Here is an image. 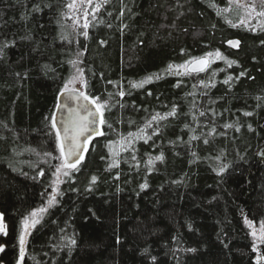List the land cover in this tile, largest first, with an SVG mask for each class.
Returning a JSON list of instances; mask_svg holds the SVG:
<instances>
[{"label": "trees", "instance_id": "obj_1", "mask_svg": "<svg viewBox=\"0 0 264 264\" xmlns=\"http://www.w3.org/2000/svg\"><path fill=\"white\" fill-rule=\"evenodd\" d=\"M227 7V0H0V47L8 45L0 52V264H257L264 1L256 24H242ZM208 53L201 73L176 67ZM77 68L83 83L70 82ZM64 90L99 98L103 135L78 171L63 176L20 261L23 222L44 202L62 160L52 125ZM114 160L119 166L109 168Z\"/></svg>", "mask_w": 264, "mask_h": 264}, {"label": "snow or ice", "instance_id": "obj_2", "mask_svg": "<svg viewBox=\"0 0 264 264\" xmlns=\"http://www.w3.org/2000/svg\"><path fill=\"white\" fill-rule=\"evenodd\" d=\"M38 10V9H37ZM227 10V9H225ZM261 15H264V13H261ZM85 27H87V25H85ZM85 36H87V33H84ZM101 43H104L103 41H101ZM230 46L232 47H238L239 46V41H232L229 40L227 42ZM264 43V42H262ZM7 44H4L2 47H0V52L3 51V47H7ZM212 53H208L206 54L204 57H198V58H193L192 61H186L185 65H179L176 66L178 68H183L186 65H191L193 63L196 64H200L201 67H199L198 69H193V70H198V71H205L206 68L209 66V60L208 57L212 56ZM215 56L219 59L225 60V62L231 66L232 64L235 63V61L232 60H226V58L224 56H222V54L217 50L215 53ZM72 63L75 65V61H72ZM173 68L172 65H169L168 71H171ZM83 74V70L77 68V75H74L72 78V81L70 82H75L78 79H81ZM179 74V73H177ZM241 76L244 75L243 72H241L240 74ZM157 79H159L160 77L157 76ZM148 81H150L152 78L148 77L146 78ZM232 79V77H228L224 83L227 84L229 83V81ZM81 82L83 83V81L81 80ZM145 81H141L138 83H134L131 86L134 88L137 87H143ZM109 83H112L111 81H109ZM67 88V85L65 86ZM119 95L121 97L124 96V92L120 91ZM80 96H83V98L85 100H88L89 97L87 95H85L83 92L80 93ZM99 98H95L92 100L93 104H96V111L99 112L101 110L102 107H104V104H98L97 100ZM85 111L87 112V116H92L93 119L91 121H87V116L85 117H81L79 116V114H77V116L75 118H70L69 121L67 122L65 128H64V134H63V140H61V134L59 131H57L56 133V139L58 141V145H59V149H60V156L62 158V162L55 166V173L54 175H57V180L53 182V184L55 185V187H53V192L56 193L57 192V188L59 183H62L63 181L60 179V175L64 176V177H70L71 175V171L76 170L78 171L77 165L80 164V162L84 159L83 155H81V152L84 151V149L81 147V142H80V137L84 136L85 132H90L91 129H89L88 124H95V113L88 111L87 108H85ZM175 113V109H173L171 112H169L167 115L168 116H174ZM201 116L204 115L203 112L200 113ZM244 115L248 116L251 115V113H244ZM164 119L166 117H159V116H154L152 119L156 120V119ZM103 123V121H101ZM53 127H55V122H53ZM109 127H111L109 125ZM146 127H151V124H147ZM224 127L226 128H230L233 127V125L230 124H226ZM249 129L251 130V125H249ZM239 127L236 128V131H239ZM98 135H103V133H97ZM153 134H155V130L153 132ZM130 136H132L133 134H129ZM146 137V138H145ZM139 138L145 139V143H147V140L150 139V136H147V133L145 132L144 129H140V134H139ZM85 139H87V137H85ZM193 139H196V137H193ZM65 142H67V149L65 150ZM204 143H208L207 140L204 141ZM127 150V149H125ZM50 155V154H47ZM193 155H195V153H193ZM259 155L264 156V153H259ZM133 160L136 159L135 156L132 157ZM163 159V155H159L156 156L154 158H150L148 163L152 164L155 160H162ZM119 166V161L118 160H114L112 164L109 165V168L112 167H118ZM224 168L221 167L220 168V172H223ZM44 173L41 172L40 175H43ZM92 182L95 183L96 182V177L93 176L92 177ZM147 187L146 184L141 185V188H145ZM48 207H52L55 203H56V195H52L51 198L48 200ZM47 211V208H40L37 210H34L30 216H31V220L29 222V218H25L23 224H24V230L21 232L20 234V261H23L24 259V244H25V236L28 232V229L30 227H35L36 224L39 223V215L41 213H44ZM246 222H248L246 220ZM250 223V222H248ZM4 226L2 223H0V232L4 231ZM253 236H256V233L253 232L252 233ZM259 241L261 243H264V226H261V233L259 236ZM71 244H75V240H71L70 241ZM0 251H3V246H0Z\"/></svg>", "mask_w": 264, "mask_h": 264}, {"label": "water", "instance_id": "obj_3", "mask_svg": "<svg viewBox=\"0 0 264 264\" xmlns=\"http://www.w3.org/2000/svg\"><path fill=\"white\" fill-rule=\"evenodd\" d=\"M199 67H201L200 64L193 63L191 65H187V71L192 74L203 72L193 70L198 69ZM80 93L81 91L75 90H64L59 93L53 114V122H55L54 128L56 133L59 131L61 134V140H63L64 128L70 118H75L77 114H79L81 117L87 116L85 108H87L88 111L95 113V124H88V127L91 129V131L85 132L84 136L80 137L81 147L84 149V151L81 152V155L84 157L89 143L96 137L100 136L97 133H102L103 123L101 121H103V113L101 110L99 112L96 111V104L92 103V98L87 95L89 99L85 100L83 96H80ZM92 119V116H87V121H91ZM85 137H87V139H85ZM66 149L67 142H65V150Z\"/></svg>", "mask_w": 264, "mask_h": 264}, {"label": "rangeland", "instance_id": "obj_4", "mask_svg": "<svg viewBox=\"0 0 264 264\" xmlns=\"http://www.w3.org/2000/svg\"><path fill=\"white\" fill-rule=\"evenodd\" d=\"M263 1L264 0H227L228 7H227V10H225V12H230V10H234V11L239 13V15H240L239 16V20H241L242 24H246V25H249L250 23L256 24V23H258L260 21V13H257L256 9H257V6H260ZM78 83H81V79H78ZM61 162H62V160L61 161L59 160L58 163L60 164ZM59 164H57V165H59ZM54 173H55V171H54ZM53 178H54V181H56L57 180V175H54ZM60 179L61 180L63 179L62 175H60ZM53 186L55 187V185L53 184L52 187H51V190L46 195V197L44 199V202L37 209H40V208H47V210L49 209L48 203H47L48 200L51 198L52 195H56V197H57V193H58V190H57L56 193L53 192ZM37 209H35V210H37ZM45 213L46 212L41 213L39 215V222L42 220V218L44 217ZM27 218H29V222H30L31 216L29 215ZM0 223L3 224L4 229H5L4 231L0 232V235H3L6 232V224H5L1 214H0ZM261 226H264V225H260L259 228L254 229L252 231V233L253 232L256 233V236H254V238H256L257 240H259L258 239L259 238L258 235L260 236ZM33 229H34V227H30L28 229V232H27V234L25 236V244L27 242L28 236L30 235V233L32 232ZM23 230H24V226H23L22 231ZM254 238H253V240H254ZM25 244H24V246H25ZM257 261H258L257 264H264V256L263 255H259Z\"/></svg>", "mask_w": 264, "mask_h": 264}]
</instances>
